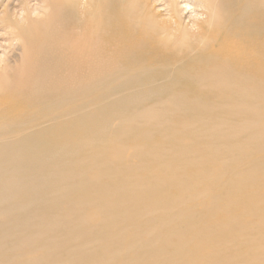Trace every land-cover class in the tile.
I'll list each match as a JSON object with an SVG mask.
<instances>
[{
  "label": "bare ground",
  "instance_id": "6f19581e",
  "mask_svg": "<svg viewBox=\"0 0 264 264\" xmlns=\"http://www.w3.org/2000/svg\"><path fill=\"white\" fill-rule=\"evenodd\" d=\"M0 264H264V0H0Z\"/></svg>",
  "mask_w": 264,
  "mask_h": 264
}]
</instances>
